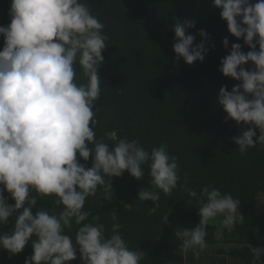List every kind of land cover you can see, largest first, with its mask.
<instances>
[{
	"label": "clouds",
	"instance_id": "9594fccd",
	"mask_svg": "<svg viewBox=\"0 0 264 264\" xmlns=\"http://www.w3.org/2000/svg\"><path fill=\"white\" fill-rule=\"evenodd\" d=\"M212 5L221 9L227 31L242 37L250 49L245 53L241 44L233 43L218 68L224 76L239 81L230 91L221 86L217 101L226 113L225 120L248 125L230 138L244 154L257 144L264 145V0L254 4L212 0ZM9 16L10 23L0 26L4 38L0 49V224L18 214L11 230L0 233V249L17 254L31 241L33 253L24 264H66L77 258V251L82 264H140L145 252L129 248L118 222L112 224L110 236L105 235L102 223H82L91 214L84 210L86 198L94 196L98 186L105 192L113 190L111 177L125 170L140 181L142 166L147 164L150 187L140 188L137 196L155 203L150 209L155 213L160 192L170 195L177 187V157L170 156L165 145L148 151L138 140L118 137L117 130L106 134L111 146L96 138L91 126L96 123L94 101L112 91L100 88L98 74L108 41L102 31L105 26L87 4L82 0H10ZM194 26L191 18H176L173 26L175 58L189 65L203 61L208 51L203 29L197 30L202 38L199 43L194 44L195 35L186 34ZM228 44V38H223L222 45L228 48ZM248 62L252 67L246 70ZM77 64L86 83L75 81ZM90 155L91 167L86 168L78 157L87 162ZM5 191L13 204L6 203ZM185 191L198 197L195 189L185 187ZM33 192L53 197V204L62 210L52 214L39 208L33 214L38 199ZM197 203L200 219L196 226L175 231L184 255L207 246L206 228L214 218L222 216L221 224L227 228L237 219L243 221L239 200L210 185L200 188ZM111 212L112 220L118 221L116 212ZM167 216L161 217L163 223ZM73 223L79 226L75 243L64 234ZM249 247L257 259L264 254V248Z\"/></svg>",
	"mask_w": 264,
	"mask_h": 264
},
{
	"label": "trees",
	"instance_id": "16d2710c",
	"mask_svg": "<svg viewBox=\"0 0 264 264\" xmlns=\"http://www.w3.org/2000/svg\"><path fill=\"white\" fill-rule=\"evenodd\" d=\"M82 2L104 24L102 31L108 37L98 74L100 88L112 92L104 94L103 100L99 97L94 101L96 123L91 126L96 138L111 146L113 142L106 134L117 130L118 137L138 140L148 151L165 145L169 155L177 157L179 168L177 187L170 195L160 192L155 213L150 211L156 207L155 203L141 201L137 196L140 188L150 187L151 178L145 164L140 181L125 170L121 176L111 177L113 190L105 192L98 186L96 194L86 198L84 210L91 214L82 223H102L105 235L110 236L112 224L118 222L129 248L145 252L140 264H223L228 258L238 264H264V254L257 259L249 247L250 244L264 248V208L257 206V200L264 194V145L257 144L241 154L230 138L247 130L248 125L225 120L226 113L217 101L221 86L230 91L239 83L224 76L218 68L233 43L241 44L245 53L250 50L243 38L238 39L227 31L226 22L220 17L221 9L214 7L212 0ZM256 2L250 0V3ZM9 7L10 0H0V26L10 23ZM176 18L194 20L195 26L186 30V34L195 35L194 44L202 39L198 29L207 33L208 51L203 61L189 65L183 58H175L172 46ZM225 37L228 48L222 45ZM3 44L4 38L0 35V49ZM75 67L76 83H86L79 65ZM244 67L250 69L251 62ZM253 128L259 136V130ZM78 161L86 168L91 167L92 156L87 162L79 157ZM207 185L238 199V212L243 221L237 219L227 228L221 224L222 216L214 218L206 228L207 246L190 249L184 255L175 231L194 228L199 222L197 199L200 188ZM185 187L195 189L198 197H190ZM3 194L7 204L14 203L6 191ZM32 194L38 197L33 214L39 208L52 214L62 210V206L53 204V197ZM113 210L118 221L112 220ZM166 213L167 223H163L161 217ZM17 214L10 216L7 224H0V233L11 230ZM78 227L73 223L64 229V234L74 243ZM219 230L222 238L218 241ZM30 243L17 254L0 249V264H24L25 258L33 253ZM66 264H82L79 252L75 260Z\"/></svg>",
	"mask_w": 264,
	"mask_h": 264
},
{
	"label": "rangeland",
	"instance_id": "374dc122",
	"mask_svg": "<svg viewBox=\"0 0 264 264\" xmlns=\"http://www.w3.org/2000/svg\"><path fill=\"white\" fill-rule=\"evenodd\" d=\"M257 206L258 207H261V208H264V194H261L259 199L257 200ZM222 234H219V232L216 233V237H218V241L221 240ZM225 263L226 264H238L236 261L228 258V259H225Z\"/></svg>",
	"mask_w": 264,
	"mask_h": 264
}]
</instances>
